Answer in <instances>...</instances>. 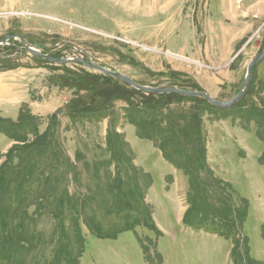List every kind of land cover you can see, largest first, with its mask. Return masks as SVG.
Listing matches in <instances>:
<instances>
[{"label":"rangeland","instance_id":"374dc122","mask_svg":"<svg viewBox=\"0 0 264 264\" xmlns=\"http://www.w3.org/2000/svg\"><path fill=\"white\" fill-rule=\"evenodd\" d=\"M9 35H20L36 47L57 50L60 57L86 53L97 64L143 86L187 91H198L191 88L198 86L211 98L228 101L239 92L248 63L264 47V0H0V38ZM10 42L0 45V84L23 80L33 99L58 93L60 98H67L57 110L63 108L73 92L55 85V77L62 72L12 48L19 45L17 40ZM68 67L77 68L71 64ZM263 77L264 60L252 71L248 85L254 86L252 95H246L247 88L235 105L246 99L247 107L264 98V92L257 88ZM54 103L42 102L41 106ZM24 106L41 118L42 133L53 113L40 117L28 104L21 108ZM123 107L124 103L117 101L115 114ZM239 109L229 112L230 125H224L225 129H213L219 127L213 122L221 117L219 114L204 113L203 126L207 138L218 145L210 154L214 175L231 184L233 197L235 194L248 200L247 215L236 226L240 237L246 239L244 246L233 249L237 230L227 239L182 223L180 208H187L189 189L186 177L178 171L180 181L175 184L169 175L174 168L161 159L150 141L137 138L135 127L121 115L117 129L133 151L134 164L151 175L152 192L148 196V189L146 202L152 203L161 235L137 227L116 239H98L83 226L85 246L80 264H160L157 254L161 264H264V166L258 163L264 142L255 137L254 128H241L234 117ZM60 122L62 129L68 126L66 117L61 116ZM108 125L109 119H105L62 132L60 141L66 154L74 159L79 151L88 161L96 153L101 156L95 148L104 146ZM219 133L223 138L217 136ZM10 145L0 135V151L6 152ZM214 151L218 153L212 160ZM92 184L89 175L82 173L80 183L69 184V191L76 195L81 192L83 198V190ZM51 225L49 219H43L39 228L49 233ZM140 240L147 246L152 259L149 262Z\"/></svg>","mask_w":264,"mask_h":264},{"label":"trees","instance_id":"16d2710c","mask_svg":"<svg viewBox=\"0 0 264 264\" xmlns=\"http://www.w3.org/2000/svg\"><path fill=\"white\" fill-rule=\"evenodd\" d=\"M45 53L60 57L57 50ZM32 58L62 72L54 83L72 90L73 96L48 116L42 133L41 118L25 106L15 120L0 117V135L11 144L6 152L0 151V264H80L85 246L83 226L98 239H116L137 227L161 235L146 202L152 178L134 164L133 151L117 129L121 115L135 127L137 138L150 141L161 158L186 177L189 189L182 223L227 239L237 230L233 249L244 246L246 239L240 237L236 226L244 221L249 203L238 195L233 197L231 184L216 177L209 166L203 117L204 113L219 114L217 121L226 120L229 112L239 107L234 117L241 128H254L255 137L264 142V98L247 107L244 99L240 102L243 105L217 108L199 97L146 94L81 64L69 68ZM251 85L246 94L249 97L254 89ZM191 88L200 91L198 86ZM257 88L264 92V77ZM117 101L124 103L122 114H115ZM61 116L68 120L64 129ZM105 119H109V125L104 146L95 148L101 156L96 153L88 161L76 151L71 159L60 141L62 132ZM258 163L264 166V150ZM82 173L94 181L83 190V198L81 192L76 195L69 191V184L80 183ZM43 219L52 222L49 233L39 228ZM140 242L145 260L151 261L147 246ZM157 258L161 264L159 254Z\"/></svg>","mask_w":264,"mask_h":264},{"label":"water","instance_id":"95a60500","mask_svg":"<svg viewBox=\"0 0 264 264\" xmlns=\"http://www.w3.org/2000/svg\"><path fill=\"white\" fill-rule=\"evenodd\" d=\"M13 40H17L19 42V45H13L17 50H20L26 54H29L35 57L42 58L55 65L81 64L86 69L93 70L101 74L116 78L136 90H140V91H144L148 93H155V94L177 93L182 96L199 97V98H203L204 100H206V102L212 106H215L217 108H224V109L234 106L239 100L242 99V97L244 96L248 88L254 66L264 60V47H263L262 51H260L248 63L246 74H245V77H244V80L242 82L239 92L228 101H217L211 98L208 94H206L203 91H187V90H182L176 87L153 88V87L140 85L134 82L132 79L124 76L121 73L108 70L104 68L103 66L97 64L96 62L92 61V59L86 53H81L80 56H76V55L62 56V57L51 56L50 54L45 53V51H48L50 49L49 47L40 48V47L31 45L25 39H23V37H21L20 35H9V36L2 37L0 38V45H3V44L10 45L11 44L10 41H13ZM74 48L78 50L79 52H81V50L78 47L74 46Z\"/></svg>","mask_w":264,"mask_h":264},{"label":"crops","instance_id":"0c3cea01","mask_svg":"<svg viewBox=\"0 0 264 264\" xmlns=\"http://www.w3.org/2000/svg\"><path fill=\"white\" fill-rule=\"evenodd\" d=\"M54 93L55 92H51V93L49 92L47 99H43V98L33 99L31 98V93L28 92L27 86L23 80H19V84H7V83L2 84V85L0 84V117L10 118V119L15 120L18 117L19 110L21 108V105L23 104H28L31 108L32 113L35 115H38L40 117H45L47 115H50L54 113L58 108L62 107L67 100L66 97L60 98L58 93H55V94ZM50 101H55V103L52 105H45V107L41 106L42 102H46L47 104ZM213 122H214L215 127L219 126L218 128H213L214 130L223 129L221 127H224V125H226L227 127L228 125H230V121L228 119L220 120V121H213ZM220 135L221 133H219L217 136L223 138L222 135L221 136ZM213 148L218 149V145L216 144V142H212L210 137H208L207 138V161L211 169L215 173V170L213 169L211 165V159H210L211 149ZM217 153L218 152L216 151L212 152V160H213V156L214 155L216 156ZM169 175H171L174 178L175 184H178L177 181H180V175L178 174V171L173 169V171L169 173ZM151 192H152V186L149 188L148 196H149V193ZM149 204L152 207V203L149 202ZM186 209H187L186 207L183 209L180 208V212H181L180 219L181 220L183 218V215ZM180 219L178 218V221H180Z\"/></svg>","mask_w":264,"mask_h":264}]
</instances>
